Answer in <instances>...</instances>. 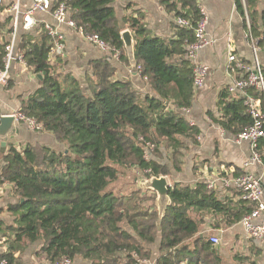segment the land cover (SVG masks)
<instances>
[{
  "label": "trees",
  "instance_id": "16d2710c",
  "mask_svg": "<svg viewBox=\"0 0 264 264\" xmlns=\"http://www.w3.org/2000/svg\"><path fill=\"white\" fill-rule=\"evenodd\" d=\"M50 1L51 10L64 4L76 25L118 51L119 64L127 68L121 33L129 31L135 42V71L150 93L142 95L130 80L115 79L117 69L107 59L90 63L91 75L86 77L84 90L78 80L63 77L49 65L52 41L44 29L38 35L20 30L15 55H21L41 77L39 88L21 100L20 112L63 149L40 145L17 149L7 143L0 185H12L18 203L8 208L12 225L5 227L0 222V234L5 238L0 262L21 264V254L40 242L38 254L49 264L62 258H69L72 264L79 259L86 264H223L210 236L199 235L202 218L223 217L224 224L231 227L252 210L251 204L240 200L233 205L220 199L202 181L193 187L174 184L168 190L171 206L158 229L153 201L141 191L117 195L108 189L125 170L147 179L170 177L171 171L179 174L184 141L198 144L199 131L182 115L191 107L194 95L193 67L186 58V47L195 41L194 29L200 19L197 0L161 2L167 12L189 24L176 25L175 36L169 40L152 36L139 10L124 17L121 27L114 0ZM234 3L245 28L247 13L251 34L264 48V11L257 10L255 0ZM11 17L0 23V31L11 25ZM5 46L0 42V72ZM218 108L217 125L233 137L253 123L242 99L232 97L227 88L220 93ZM146 143L154 147L147 161ZM257 152L264 166V137ZM163 153L170 155V168ZM243 174L234 169L219 171L223 180Z\"/></svg>",
  "mask_w": 264,
  "mask_h": 264
},
{
  "label": "crops",
  "instance_id": "0c3cea01",
  "mask_svg": "<svg viewBox=\"0 0 264 264\" xmlns=\"http://www.w3.org/2000/svg\"><path fill=\"white\" fill-rule=\"evenodd\" d=\"M162 1L114 0L115 17L120 26L123 27L122 19L139 10L144 14L146 29L152 36L163 40L172 39L176 32V18L173 13L165 10L161 5ZM255 1L257 10L259 12L264 11V0ZM197 3L205 9L208 16L207 37L211 44L198 53V63L206 66L208 72L202 86L194 90L191 107L187 111H182V115L189 124L199 131L198 144L193 145L186 140L184 141L186 150L184 151L183 170L179 174L171 171V176L167 179L170 187L174 184L193 187L198 182H203L206 179L215 181L213 190H215L216 196L223 200L232 201L235 205L241 199L238 191L228 184L234 178L230 176L223 180L219 177V171L225 170L229 173L234 169L244 174L259 177L264 192V166L262 163L246 166L250 159L249 145L236 143L234 137L226 132L222 134V129L217 125L216 120L220 117L218 108L220 93L233 83V79L227 71V56L232 52L243 63L250 65L252 54L244 19L237 12L234 0H197ZM32 5L33 0H21L20 2L22 15L19 18L17 43L20 30H23L25 13ZM8 9V2L0 0V23H4L9 16H12ZM52 11L50 9L46 13H34L32 15L33 25L26 31L38 35L45 24L53 23ZM11 18L13 19V16ZM11 25L0 31L1 44L7 45L9 43ZM60 29L66 39L64 55L63 58L56 59L51 65L55 67V71L61 72L63 77L69 75L71 78L78 80L85 90L87 87L86 77L91 75L90 63L95 60L107 59L117 69L114 75L115 79L130 80L132 87L142 95L150 93L149 88L140 78L138 72L133 71L130 66L127 68L120 65L110 54L102 52L94 44L87 41L84 36L66 27ZM2 38H4V43H2ZM259 59L264 71V48L262 47H260ZM40 80L39 76L34 74L25 63L14 60L10 66L7 84L0 86V117L20 112L21 100L27 98L39 88ZM16 127L19 134L11 138L9 143L17 149H22L28 145L31 147L46 146L57 151L63 149V146L59 145L50 134L34 132L23 123L16 122ZM2 155L0 154V169L4 165ZM163 157L164 162L170 168L167 162L170 155L163 153ZM133 173L136 172L133 171ZM140 176L142 175L133 177L132 181L130 183L127 181L125 185L122 182L126 186L125 190L132 192V189L135 188V191H141L143 196L144 194L154 195L150 191L139 188L138 179ZM119 188L120 185L117 186L114 183L111 191L117 195H125V193H119ZM16 203H18V199L14 195L13 186L10 184L0 185V222L5 227L12 225L13 218L10 216L8 208ZM202 219L204 224L199 235L200 237H206L212 233L211 237L216 236L220 239L219 245L213 247L221 256L223 264H262V244L248 238L240 222L227 227L224 224L223 217L207 216ZM4 241L5 238L0 234V253L4 250ZM40 248V242L30 245L21 254V264H49L48 261L39 256ZM156 249L155 245V255ZM236 257L240 259L238 262ZM76 263L86 264L80 259Z\"/></svg>",
  "mask_w": 264,
  "mask_h": 264
},
{
  "label": "built area",
  "instance_id": "2783aa9c",
  "mask_svg": "<svg viewBox=\"0 0 264 264\" xmlns=\"http://www.w3.org/2000/svg\"><path fill=\"white\" fill-rule=\"evenodd\" d=\"M9 4V13L12 14L11 31L9 32V43L5 46L4 69L0 72V86L6 85L9 78V70L14 60L25 63L22 56L15 55L17 44V30L19 27V18L22 15L20 11L21 0H6ZM51 9L50 0H33L32 7L27 10L24 17L23 30L33 25L32 15L36 12L46 13ZM200 19L194 29V43L186 47V58L191 62L193 67V88L194 90L201 87L208 69L206 66L198 63V53L208 47L211 42L207 37L208 16L205 9L198 4ZM52 24H45L43 29L52 41L48 55L49 65L56 60L63 58L65 47V35L61 27H66L75 33L85 37L87 41L94 44L102 52L110 54L118 61L119 52L110 50L109 47L97 36L86 34L81 27H78L70 17L69 12L64 4H59L52 11ZM246 34L252 54V62L246 65L234 53L230 52L227 56V71L233 79V83L227 88L232 97L237 96L242 99L247 113L253 120V123L244 132L234 137L236 143H246L249 145L250 159L246 164H261V158L257 152L258 142L264 137V71L259 59L260 47L257 40L251 34L248 15L245 12ZM176 23L182 27H188V22L177 18ZM26 64V63H25ZM253 91V94L249 91ZM263 106V107H262ZM187 111V110H185ZM14 117L15 122L25 124L34 132H42V128L33 119L25 117L21 112L10 114ZM191 125V124H190ZM192 126V125H191ZM222 134L224 131L221 130ZM153 145L146 143L144 147V158L148 160V154L153 152ZM208 189H213L215 181L206 179L203 181ZM239 193V198L252 205V210L247 213L240 224L248 238L262 244V264H264V199L261 179L250 174H244L237 178L231 179L230 183ZM213 246L220 243L216 236L210 238ZM154 264L153 262H145ZM4 264V262H0ZM53 264H72L69 258H62Z\"/></svg>",
  "mask_w": 264,
  "mask_h": 264
},
{
  "label": "water",
  "instance_id": "95a60500",
  "mask_svg": "<svg viewBox=\"0 0 264 264\" xmlns=\"http://www.w3.org/2000/svg\"><path fill=\"white\" fill-rule=\"evenodd\" d=\"M121 39L123 42V47L128 58L130 68L135 71L137 63L134 56L135 42L132 34L129 31H123L121 33ZM2 43H4V38H2ZM39 78H41L39 76ZM19 134V130L16 127L15 119L12 115H4L0 117V154H4L6 150L7 143H9L11 138H14ZM139 188L150 191L154 193L155 200L153 202L154 207L157 210V220L156 225L160 229L161 221L163 220L166 210L171 206V200L168 195V190L170 184L167 177L158 176L145 178L141 176L138 179Z\"/></svg>",
  "mask_w": 264,
  "mask_h": 264
},
{
  "label": "rangeland",
  "instance_id": "374dc122",
  "mask_svg": "<svg viewBox=\"0 0 264 264\" xmlns=\"http://www.w3.org/2000/svg\"><path fill=\"white\" fill-rule=\"evenodd\" d=\"M137 176H139V174H136V173H133L132 174V171L131 170H125V171H123V173H122V175L119 177V179H118V181H116L115 183L117 184V186L118 185H120V188H119V193H125V194H130V192L129 191H127V190H125V187L126 186H124L125 185V183L127 182V181H129V183H130V181H132V178L133 177H137ZM141 177V176H140ZM122 182H124V185L122 184ZM129 183H128V186H129ZM114 184V183H113ZM112 184V185H113ZM112 185H110L109 187H108V189L109 190H111V187H112ZM115 187V186H114ZM132 190H135V188H133ZM145 195V197L146 198H148L149 200H151V201H153L154 202V200H155V196L153 195V194H144ZM207 236H212V233H210L209 235H207ZM77 262V261H76ZM77 264V263H76Z\"/></svg>",
  "mask_w": 264,
  "mask_h": 264
}]
</instances>
